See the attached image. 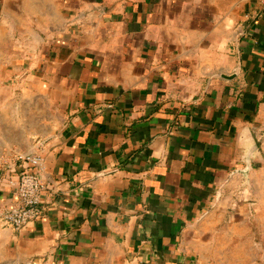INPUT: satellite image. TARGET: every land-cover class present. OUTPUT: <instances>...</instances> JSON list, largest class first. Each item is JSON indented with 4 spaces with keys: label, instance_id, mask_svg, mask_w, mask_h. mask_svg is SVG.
<instances>
[{
    "label": "crops",
    "instance_id": "1",
    "mask_svg": "<svg viewBox=\"0 0 264 264\" xmlns=\"http://www.w3.org/2000/svg\"><path fill=\"white\" fill-rule=\"evenodd\" d=\"M17 153L0 264H264V0H0V215Z\"/></svg>",
    "mask_w": 264,
    "mask_h": 264
},
{
    "label": "built area",
    "instance_id": "2",
    "mask_svg": "<svg viewBox=\"0 0 264 264\" xmlns=\"http://www.w3.org/2000/svg\"><path fill=\"white\" fill-rule=\"evenodd\" d=\"M6 162H0V172L3 171ZM10 162L13 168L20 169L14 186L17 202L8 207L0 218L16 230H23L39 221L43 196L51 190V186L42 177L44 167L41 156L17 153L10 158Z\"/></svg>",
    "mask_w": 264,
    "mask_h": 264
},
{
    "label": "rangeland",
    "instance_id": "3",
    "mask_svg": "<svg viewBox=\"0 0 264 264\" xmlns=\"http://www.w3.org/2000/svg\"><path fill=\"white\" fill-rule=\"evenodd\" d=\"M260 243L262 244L261 246H263V249H264V240H263V241L260 240ZM244 256L248 257V262L250 263V261H251L250 253H248V254H246V255H244ZM249 256H250V257H249ZM262 256L264 257V254H262Z\"/></svg>",
    "mask_w": 264,
    "mask_h": 264
},
{
    "label": "water",
    "instance_id": "4",
    "mask_svg": "<svg viewBox=\"0 0 264 264\" xmlns=\"http://www.w3.org/2000/svg\"><path fill=\"white\" fill-rule=\"evenodd\" d=\"M255 149H256V146H253V148L250 151V154H252Z\"/></svg>",
    "mask_w": 264,
    "mask_h": 264
}]
</instances>
